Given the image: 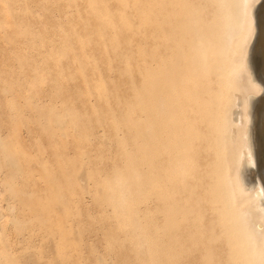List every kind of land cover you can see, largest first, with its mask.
<instances>
[{
	"label": "rangeland",
	"instance_id": "374dc122",
	"mask_svg": "<svg viewBox=\"0 0 264 264\" xmlns=\"http://www.w3.org/2000/svg\"><path fill=\"white\" fill-rule=\"evenodd\" d=\"M187 3L205 21L210 5ZM170 13L166 0H0V264H198L168 255L138 130Z\"/></svg>",
	"mask_w": 264,
	"mask_h": 264
},
{
	"label": "bare ground",
	"instance_id": "6f19581e",
	"mask_svg": "<svg viewBox=\"0 0 264 264\" xmlns=\"http://www.w3.org/2000/svg\"><path fill=\"white\" fill-rule=\"evenodd\" d=\"M166 1L167 49H152L138 130L157 158L168 255L264 264V0H201V24L187 0Z\"/></svg>",
	"mask_w": 264,
	"mask_h": 264
}]
</instances>
